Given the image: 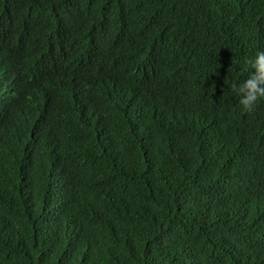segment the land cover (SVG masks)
Instances as JSON below:
<instances>
[{
	"label": "trees",
	"instance_id": "1",
	"mask_svg": "<svg viewBox=\"0 0 264 264\" xmlns=\"http://www.w3.org/2000/svg\"><path fill=\"white\" fill-rule=\"evenodd\" d=\"M258 52L264 0H0V264H264Z\"/></svg>",
	"mask_w": 264,
	"mask_h": 264
},
{
	"label": "clouds",
	"instance_id": "2",
	"mask_svg": "<svg viewBox=\"0 0 264 264\" xmlns=\"http://www.w3.org/2000/svg\"><path fill=\"white\" fill-rule=\"evenodd\" d=\"M252 68L255 69V73L235 89L239 96V104L244 111H251L257 101L264 98V52H258L255 55L252 60ZM209 87L213 90V86Z\"/></svg>",
	"mask_w": 264,
	"mask_h": 264
}]
</instances>
